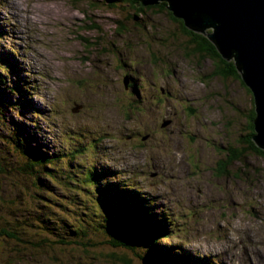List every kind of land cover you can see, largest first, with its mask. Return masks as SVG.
Instances as JSON below:
<instances>
[{
    "label": "rangeland",
    "instance_id": "rangeland-1",
    "mask_svg": "<svg viewBox=\"0 0 264 264\" xmlns=\"http://www.w3.org/2000/svg\"><path fill=\"white\" fill-rule=\"evenodd\" d=\"M144 9L126 0H0V78L7 89L24 79L40 110L0 111V227L28 242L52 239L45 264H114L99 257L108 254L140 264L149 243L139 253L109 245L119 218L98 191L133 205L146 192L166 227L159 245L194 256L192 247L204 249L225 264H243L247 248L250 264H264V160L248 155L227 175L218 170L228 150L241 148L253 96L241 81L214 76L167 10ZM27 134L34 142L25 144ZM31 148L50 156V179L42 168L37 176L24 169ZM89 170L99 184L86 180ZM42 217L49 222L39 229ZM9 242L0 236V264L16 247ZM32 255L12 264H35Z\"/></svg>",
    "mask_w": 264,
    "mask_h": 264
},
{
    "label": "trees",
    "instance_id": "trees-1",
    "mask_svg": "<svg viewBox=\"0 0 264 264\" xmlns=\"http://www.w3.org/2000/svg\"><path fill=\"white\" fill-rule=\"evenodd\" d=\"M129 4L132 5L133 8H136V10L141 14L144 13L146 9H153V8H160L162 10H167V14L169 17L176 23L180 25L182 28L183 34L185 38H187L186 45H190L189 48H192V52L199 55V57L205 59V60H211V62L214 65V76H218L223 79H229L233 78L234 80L241 81V84L245 86L241 75L238 71V68L235 64V60L232 59L231 61L225 60L222 55L219 53L217 47L214 45L213 42H211L208 37L202 33H196L186 27V24L183 20L177 19L174 14L168 9V4L166 2L161 3L155 6H149V7H139V3L143 0H126ZM211 29V28H210ZM212 30V29H211ZM208 33V31H207ZM2 62V60L0 61ZM13 65V64H11ZM14 66V65H13ZM7 69L12 73L15 74L16 70L12 67H7ZM8 83L7 80L0 78V111H9L12 109H19L20 111H24L25 109L30 108L31 111H33L36 115L40 116V110L38 107L34 106V103L32 104V101L28 98L29 94H27L26 90L24 89L25 83L23 80H20L19 82L12 84L13 86H10L8 89L4 87V85ZM15 85V86H14ZM251 94L252 92L248 90ZM24 96L27 97V99L24 100ZM253 96V95H252ZM5 98H8L10 100H7ZM254 103V98H253ZM28 104V105H26ZM255 105V103H254ZM255 107L252 109L251 114L247 117V129L245 130L246 133L242 135L241 137V148L236 145V148L228 150V158L226 160H222L219 163V174L223 176V174H228V170L230 167H232L237 161H242L243 157H247L248 155H255L264 160V150L260 149L256 143L254 142L253 138L256 134L255 130V119L257 117L255 112ZM4 126L5 122L3 120H0ZM2 126V128H3ZM12 130H14L15 134L18 135L21 131L23 132L24 129L20 128L18 125H12ZM25 132V131H24ZM1 136V133H0ZM30 135L27 134V138L23 139L25 141V144L34 142V139L29 138ZM7 138L6 135L3 134V136L0 138ZM16 142H19V145L21 146L24 144V142L19 141L18 139ZM36 149L31 148V154L32 157L30 159L23 153V155L27 158V160L30 162L26 163V167L24 168L28 173H35L37 176V173L35 172L34 167L42 168L44 170V174L46 176L51 177V169L49 168L51 165V158L50 156L47 157V155L42 153H36ZM0 153L2 154V157L4 160H6V157H4V154H6L5 150H0ZM32 162H31V161ZM0 171H5V167L0 164ZM100 173H97L96 171L89 170L87 172V176L85 177L86 180H88L90 183H93L94 185L99 184V180H102V176ZM46 178H38L39 183L37 182L38 186L44 187V182ZM35 184V185H37ZM98 187V186H97ZM104 191V190H103ZM103 191L101 193H103ZM104 194V195H103ZM102 195L98 191L99 200L104 201L105 208L108 210L111 207L114 208V211L117 213L116 216L119 218L120 225H116L117 231H112L111 239L108 241L109 245L115 249H123L126 251H131L135 253H139V251H142V249L147 248V242L149 243L148 248H150L152 251L151 253L146 256L145 253L138 255V258L140 260V264H156V257L162 256V257H169V262L174 263L175 261H179L180 264H182L183 258L179 257V255H175V253L171 252L170 247L161 246L158 244V239L163 237V230L166 228L162 221H159L151 212L143 209L140 211V203L138 202V205L130 204V200L132 199H126L128 202H124L125 199L121 200L122 204H116L119 203L118 199L109 198V195H106L103 193ZM109 200V201H108ZM111 202V203H110ZM115 203V204H112ZM109 221H113L111 216L109 215ZM40 226L38 228H44L47 223L49 222V217L46 218H39ZM39 228V229H40ZM166 230V229H165ZM0 236L4 238H7L10 240L8 244H12L14 248L9 249L6 253L7 256L4 258H7L6 262L7 264L14 263V260L16 261L15 256L18 254L19 257H21V261H26L24 256L28 255V252H31L32 258L36 257L35 264H45L43 261L41 262V257H49L52 253H55L54 248V242L52 239L46 240L43 239L39 242H28L20 237V234L16 231H9L5 229L4 227H0ZM88 242V241H87ZM58 244H67L64 239H60ZM89 243V242H88ZM84 245L88 248V251H96L92 247L91 244H80ZM12 249H14L12 251ZM164 249V250H163ZM166 249V251H165ZM81 250H83V247H81ZM86 250V249H85ZM143 252V251H142ZM165 252V253H164ZM60 256V255H59ZM54 257V256H53ZM100 258H107L111 261V263L114 264H131V261H126L124 258H117V255H101ZM58 260L61 261L64 264H67V260L63 259L62 257H55L53 261ZM45 261V259H44ZM49 261V260H48ZM57 261V262H58ZM52 264L53 262L50 261ZM25 264V263H23ZM55 264V263H54ZM96 264H99V260L97 258ZM188 264V263H183Z\"/></svg>",
    "mask_w": 264,
    "mask_h": 264
},
{
    "label": "water",
    "instance_id": "water-1",
    "mask_svg": "<svg viewBox=\"0 0 264 264\" xmlns=\"http://www.w3.org/2000/svg\"><path fill=\"white\" fill-rule=\"evenodd\" d=\"M162 2L188 29L206 35L225 60H235L254 98L253 140L264 150V0H143L139 7ZM129 83L127 78L126 87Z\"/></svg>",
    "mask_w": 264,
    "mask_h": 264
},
{
    "label": "flooded vegetation",
    "instance_id": "flooded-vegetation-1",
    "mask_svg": "<svg viewBox=\"0 0 264 264\" xmlns=\"http://www.w3.org/2000/svg\"><path fill=\"white\" fill-rule=\"evenodd\" d=\"M131 78V82H132V77H130Z\"/></svg>",
    "mask_w": 264,
    "mask_h": 264
},
{
    "label": "bare ground",
    "instance_id": "bare-ground-1",
    "mask_svg": "<svg viewBox=\"0 0 264 264\" xmlns=\"http://www.w3.org/2000/svg\"><path fill=\"white\" fill-rule=\"evenodd\" d=\"M163 3V2H162ZM196 33H198V32H196Z\"/></svg>",
    "mask_w": 264,
    "mask_h": 264
}]
</instances>
